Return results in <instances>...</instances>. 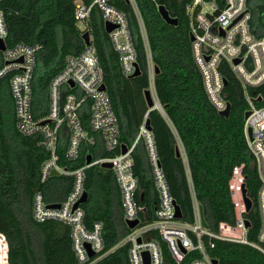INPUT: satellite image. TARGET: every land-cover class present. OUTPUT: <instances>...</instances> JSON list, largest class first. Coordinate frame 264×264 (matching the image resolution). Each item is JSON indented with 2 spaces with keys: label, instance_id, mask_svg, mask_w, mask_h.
<instances>
[{
  "label": "trees",
  "instance_id": "1",
  "mask_svg": "<svg viewBox=\"0 0 264 264\" xmlns=\"http://www.w3.org/2000/svg\"><path fill=\"white\" fill-rule=\"evenodd\" d=\"M82 1L89 4L92 0ZM110 1L127 16L140 68L136 75L122 73L119 53L96 5L85 28L81 29L74 17L75 0H0L7 28L6 44L11 46L23 41L40 45L35 52L31 79L33 116L36 119L47 116L49 82L63 67L68 53L83 49L82 33L88 30L103 70L105 90L118 117L119 145L134 143L131 155L137 177L135 200L142 207L138 216L150 220L159 202L145 140L143 136L137 138L145 119L149 122L157 161L181 210V218L189 221L193 218V188L209 227L215 228L221 220L231 221L228 178L232 167L244 163L248 194L253 198L258 186L253 157L243 133L248 104L240 81L228 67H221L227 80L224 91L230 110L227 115L220 114L207 97L192 56L186 0H135L147 42L133 5L128 0ZM247 3L253 30L260 35L264 27V0H247ZM159 4L177 19L175 24L161 16ZM148 52L157 67L152 84L161 108L149 106L145 95V90L151 87ZM246 91L256 97V105H264V82L247 86ZM82 123L94 141L82 142L75 160L64 156V142H61L59 163L68 169L84 166L88 155L93 161L120 151L119 146L112 152L105 148L101 133L90 129L88 113L82 114ZM179 143L184 155L177 153ZM47 155L38 143V135H25L17 129L9 74L3 76L0 78V232L7 241L10 264H80L70 225L56 218L38 221L33 217L35 191L40 190L44 201L51 204L62 201L72 186L71 174L55 173L41 181L39 167ZM84 173L87 197L80 203L84 210L83 222L87 228L95 221L102 222L105 251L129 229L123 219L120 187L112 167L94 162L84 167ZM247 217L248 234L254 238L259 218L252 210ZM208 251L218 264H264V254L244 243L215 239ZM93 264H129L128 245L106 253ZM168 264L178 263L169 260Z\"/></svg>",
  "mask_w": 264,
  "mask_h": 264
},
{
  "label": "built area",
  "instance_id": "2",
  "mask_svg": "<svg viewBox=\"0 0 264 264\" xmlns=\"http://www.w3.org/2000/svg\"><path fill=\"white\" fill-rule=\"evenodd\" d=\"M128 1L137 12L140 31L147 42L136 2ZM93 5L100 9L103 23L107 20L115 24L108 33L119 53L122 73L131 75L137 60L126 14L110 0H92L89 4L75 0L74 17L77 22L82 21L86 26ZM197 6L199 8L194 14L193 24V11ZM184 7L189 16L190 32L194 36L192 56L209 101L217 111L224 109L229 102L224 91L226 78L221 68L226 66L240 81L248 104L246 110H249L243 122V133L253 157L258 181L256 195L253 198L248 194L244 163L234 165L228 178L233 218L231 221H219L215 228L209 227L205 220L193 188L192 220H183L176 216V202L157 161L153 136L145 126V119L139 126L137 138L143 136L145 140L159 202L153 218L142 220L138 216V210L142 207L135 200L137 177L133 171L131 155L134 143L126 146L125 152H121L118 117L105 88H100L103 83V70L92 43L91 33L90 43H84L79 52L68 53L64 58L63 67L51 78L48 86L47 116L41 119L33 116L31 79L35 52L40 45L19 41L8 46L5 41V17L0 10V38L5 42V48L0 49V78L9 74L17 129L25 135H38V143L48 152L39 167L41 181L52 175L53 170L57 171L56 174L73 176L71 189L57 207L48 206L42 192L35 191L33 217L38 221L56 218L68 223L71 227L73 248L80 264H93L106 253L124 244L128 245L129 264H144V253L149 257V264H168L169 260L178 264H214L215 257L210 255L208 248L214 246L215 239L248 244L264 254V105H256V97L246 91L247 86H258L264 82V27L260 35L255 34L247 0H186ZM235 58H238L237 62H234ZM147 69L149 77L153 78L154 65L149 52ZM151 78V89L156 101ZM156 103V106L161 108L157 101ZM84 113H88L90 129L101 133L105 148L112 152L119 146L120 151L93 160L84 166L68 169L59 163L58 147L61 142H64V156L68 160H75L79 156L82 142L94 141V136L82 123ZM101 161L112 163L120 187L124 222L128 226L127 220L137 219V223L132 227L128 226V231L105 251L102 222L95 221L91 228H87L83 222V208L80 203L75 205L84 191V167ZM246 197L250 200L249 208L246 205ZM250 210L256 212L259 218L254 238H250L248 234L250 220L247 213ZM202 218L206 225L203 224ZM86 244H89L93 255L89 254ZM7 249V241L0 232V264H10Z\"/></svg>",
  "mask_w": 264,
  "mask_h": 264
},
{
  "label": "water",
  "instance_id": "3",
  "mask_svg": "<svg viewBox=\"0 0 264 264\" xmlns=\"http://www.w3.org/2000/svg\"><path fill=\"white\" fill-rule=\"evenodd\" d=\"M198 8H199V6H197V7L195 8V10L193 11V16H192V22H193V24H195L194 14H195V12L197 11ZM158 10H159L161 16H162L167 22H169V23H171V24H175V23H176L177 19H176L175 17H172V16L169 15L167 9L165 8V6H164L163 4H159V5H158ZM103 25H104V28H105V30H106L107 32H109V31L115 26V24H113V23H111V22H109V21H107V20L104 21ZM82 36H83V38H84V43H85V44H89V43H90V40H89V31H88V30H84L83 33H82ZM189 36H190V39H191V40H192L193 37H194L193 34H192L191 32H190ZM4 48H5V42H4L3 39L0 38V49H4ZM237 61H238V58H235V59H234V62H237ZM156 71H157V67L154 66V72H156ZM139 72H140V68H139V66H138V63L136 62V63H135V70H134V72L131 74V76H132V75H136V74H138ZM72 83H73V82L71 81V84H72ZM224 83H225V84L227 83V80H226V79H224ZM100 88H101V89H104V88H105L104 83H102V84L100 85ZM145 95H146V99H147L148 105H149V106H152V105L156 106L157 103H156V101H155V99H154V95H153V91H152L151 87H150V88H147V89L145 90ZM229 110H230V104H229V102H228V103H227V106H226L224 109L220 110L219 113H220V114H223V115H227V114L229 113ZM248 114H249V110H246V111H245V117H246ZM44 121H45V120H42V122H44ZM145 126L150 130V126H149V122H148V120H146V122H145ZM125 151H126V145H125V144H121V152H125ZM177 153H179V150H177ZM86 162H87V163H90V162H91L90 155H88V157H87V159H86ZM100 164H101L102 166L112 167V163H111L110 161H101ZM55 173H57V171H56V170H53V171H52V174H55ZM86 197H87V193H86L85 191H83L81 197L79 198V200L76 202L75 205H77L78 203L83 202V201L86 199ZM245 200H246L247 208H249V206H250V200H249V198H247V197L245 198ZM48 206H50V207H57V206H59V202L48 204ZM175 208H176V216H177V217H181V210H180V208H179V206H178L177 203L175 204ZM200 210H202V209H201V206H200ZM202 222H203L204 225H206V222H205V220H204L203 218H202ZM136 223H137V219L127 220V224H128L129 227L134 226ZM248 224H249V222H248V220H246V225H248ZM139 240H140V238H138V241H139ZM86 245H87V248H88L89 254H90V255H93L94 252L92 251V249H90L89 244H86ZM213 263H214V264H217V263H218V261H217L216 258H213ZM144 264H149V257H148V255H147V253H144Z\"/></svg>",
  "mask_w": 264,
  "mask_h": 264
},
{
  "label": "crops",
  "instance_id": "4",
  "mask_svg": "<svg viewBox=\"0 0 264 264\" xmlns=\"http://www.w3.org/2000/svg\"><path fill=\"white\" fill-rule=\"evenodd\" d=\"M152 65H153V63H152ZM151 78V77H150ZM152 80H153V78H151ZM179 151H180V153L182 154V155H184V151H183V148H182V145L179 143ZM187 171H188V169H187Z\"/></svg>",
  "mask_w": 264,
  "mask_h": 264
},
{
  "label": "rangeland",
  "instance_id": "5",
  "mask_svg": "<svg viewBox=\"0 0 264 264\" xmlns=\"http://www.w3.org/2000/svg\"><path fill=\"white\" fill-rule=\"evenodd\" d=\"M78 26L81 28V29H84L85 28V25L82 21H78L77 22Z\"/></svg>",
  "mask_w": 264,
  "mask_h": 264
}]
</instances>
